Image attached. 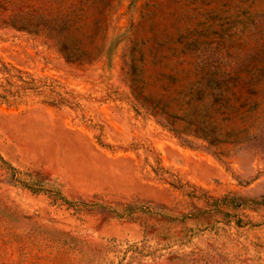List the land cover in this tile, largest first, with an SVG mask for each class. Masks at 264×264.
I'll use <instances>...</instances> for the list:
<instances>
[{"label": "rangeland", "instance_id": "rangeland-1", "mask_svg": "<svg viewBox=\"0 0 264 264\" xmlns=\"http://www.w3.org/2000/svg\"><path fill=\"white\" fill-rule=\"evenodd\" d=\"M0 264H264V0H0Z\"/></svg>", "mask_w": 264, "mask_h": 264}]
</instances>
